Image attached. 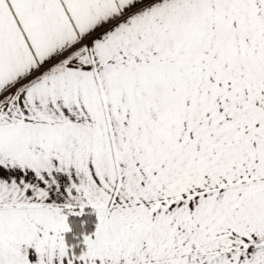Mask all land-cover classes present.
I'll list each match as a JSON object with an SVG mask.
<instances>
[{
  "label": "snow or ice",
  "instance_id": "snow-or-ice-1",
  "mask_svg": "<svg viewBox=\"0 0 264 264\" xmlns=\"http://www.w3.org/2000/svg\"><path fill=\"white\" fill-rule=\"evenodd\" d=\"M0 264H264V0H0Z\"/></svg>",
  "mask_w": 264,
  "mask_h": 264
}]
</instances>
